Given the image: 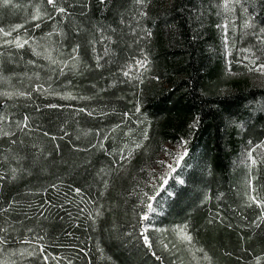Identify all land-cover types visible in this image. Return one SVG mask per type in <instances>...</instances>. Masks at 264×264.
<instances>
[{"label":"trees","instance_id":"trees-1","mask_svg":"<svg viewBox=\"0 0 264 264\" xmlns=\"http://www.w3.org/2000/svg\"><path fill=\"white\" fill-rule=\"evenodd\" d=\"M208 2L57 0L65 13L47 0L0 7V28L29 38L57 26L58 57L77 63L53 69L49 82L42 61L31 60L38 69L7 63L8 54L30 57L26 50L0 51L3 72L41 80L18 100L0 99L8 133H0V249L34 250L15 264H176L156 235L175 224L187 227L205 264H264V87L226 75ZM248 2L251 30L263 29L264 0ZM234 39L258 47L250 35ZM141 58L145 69L124 76ZM52 86L62 97L40 93ZM133 121L140 147L120 159ZM179 144L187 154L153 184L167 145ZM243 149L258 163L239 164Z\"/></svg>","mask_w":264,"mask_h":264},{"label":"rangeland","instance_id":"rangeland-1","mask_svg":"<svg viewBox=\"0 0 264 264\" xmlns=\"http://www.w3.org/2000/svg\"><path fill=\"white\" fill-rule=\"evenodd\" d=\"M208 9H212L217 18L216 28L221 37V54L223 55L226 66V75L231 78H248L253 85L264 87V74H261L260 71L256 70L259 65L264 64V28H255V31L251 30V28L253 29L256 27L254 21L255 9L249 7L248 0H209L204 11H207ZM37 12L38 11L34 8L32 14L35 15ZM0 29H3V31H0V51H9L10 49L26 50L30 55L27 59L25 57L22 59L20 56L13 57L11 54H8L6 60L11 68H16L19 65H22V67L37 68L32 61H42L46 65L43 66V70L48 74L45 79L49 82L53 75L55 77L57 75L56 72H53V69L56 67L65 70L64 65L67 63V67L71 66L73 69L76 68L77 63L72 57H69L68 60L62 56H60L61 58L58 57V55H60V50L57 43H55L53 36L57 26L52 27L50 32H47L44 36L38 38H29L25 33H21L19 28L16 27ZM5 33H10V35H5ZM238 33L250 35L258 47L256 46L257 48L255 49L246 48L242 44V42H244L243 40H241V43L240 41H235L234 38ZM17 41L23 44V47H16L15 42ZM25 41H27V43H24ZM49 56L51 59L48 58ZM52 61H56V63H53ZM140 61L144 62L143 66H140ZM3 64V61H1L0 99L6 98L13 101L14 99L18 100L20 97H24L22 95H16V93L25 94V92H27V83L32 80L35 82L36 89L39 88L38 82L41 80L36 73H29L26 70L18 69L12 70L15 72L6 73L2 71ZM73 65H75V67H73ZM143 69H145V60L141 58L136 60L132 66L128 67L127 71L129 72L130 77L132 74L137 76V74L140 71H143ZM141 76L148 77V79L153 78V75L147 73H143ZM46 90L47 91L41 89L40 93L56 99L62 97L61 93L57 91V88H54L53 86ZM4 93H12L13 95L9 98L5 96ZM16 104V102L12 103V106H15ZM5 120L6 117L1 114L0 133H3L4 129H6L4 126ZM134 121L125 126V140L123 141V146H120V159L127 158L129 153H132L137 148L136 143L138 142V139L134 137L135 133H137V135L139 134L138 132L140 131L138 130L141 127V123L139 121ZM262 149L264 152V146ZM167 150L168 151L160 157V163L162 162V165L160 166L159 164L154 170L153 184H160L171 175L179 164L177 163L178 158L181 155H184L185 146L183 144L167 145ZM259 157V159L262 160L264 158V153ZM253 160L258 163V158H255L249 149H243L238 162L249 168L254 165ZM180 161L181 160H179V162ZM156 233L159 242L164 249L169 250L171 255L174 256V262L176 264H205L208 261L200 247L192 240L185 225L175 224L168 227H160L156 229ZM185 234L191 239H185ZM25 245L26 247L22 245L16 247L17 249L14 252L15 256L9 250L0 249V264H15L17 263V260L14 261L16 256L20 258L32 257L34 255V250L31 246L33 245L30 243Z\"/></svg>","mask_w":264,"mask_h":264},{"label":"snow or ice","instance_id":"snow-or-ice-1","mask_svg":"<svg viewBox=\"0 0 264 264\" xmlns=\"http://www.w3.org/2000/svg\"><path fill=\"white\" fill-rule=\"evenodd\" d=\"M103 2H104V0H101V3H103ZM136 2L142 4V3H143V0H136ZM11 3H12V0H0V7L8 6V5H10ZM47 3H48L49 5H52V6L56 9L57 12H60V13H65V12H66V9H64V8L58 6V4H57V0H47ZM33 18H34V19L39 18V12H37V13L34 15ZM246 27H247V25H246ZM0 31H3V29H0ZM5 35H10V33H5ZM104 39H106V40H110L111 37H110V36H106ZM15 43H16V47H18V48L23 47V44H21L20 42L17 41V42H15ZM24 43H27V41H25ZM72 51H73V53H78V51H79V45L77 44V45L73 48ZM106 51H107V50H106ZM48 58L51 59L50 56H49ZM72 59L75 60V59H76V56L74 55V56L72 57ZM52 62H53V63H56V61H52ZM143 63H144L143 61H140V62H139L140 66H143ZM97 66L99 67V58L97 59ZM64 67H67V63H65ZM73 67H75V65H73ZM256 70L260 71L261 74H264V64L259 65L258 69H256ZM61 72H63V68L61 69ZM123 74H124V76H126V77L129 76V72H128V71H125ZM4 95L7 96V97H9V98H11V96H12L13 94H12V93H4ZM16 95H25V94H24V93H16ZM50 107H55V106H54V105H50ZM81 111H83V110H81ZM25 119L27 120V118H25ZM24 126L27 127V124L25 123ZM3 134H4V135H7L8 133H3ZM45 135H47V133H45ZM136 146H137V147H140L139 144H137ZM186 154H187V152H186V149H185L184 155H186ZM182 159H183V155H181V156L178 158L177 163H179V160H182ZM255 162H256V161L253 160V163H255ZM14 172H15V170H13V173H14ZM0 179H3V177L0 176ZM13 179H15V175H13ZM76 191H77V193L80 192L79 189H77ZM9 207L11 208L12 205L10 204ZM148 207H149V210L152 209V205H151V204H149ZM144 219H147V216H145ZM0 231H6V229L0 228ZM184 238L187 239V240H190V239H191V238L188 237L186 234H185V237H184ZM6 243H7V239H6V238H0V245H2V244H6ZM144 243H145V245H146L147 247H149V248L151 247V244H150L149 239H148L147 236H144ZM41 251H42V249H41ZM30 254H31V253H30ZM205 258H207V257H205Z\"/></svg>","mask_w":264,"mask_h":264}]
</instances>
